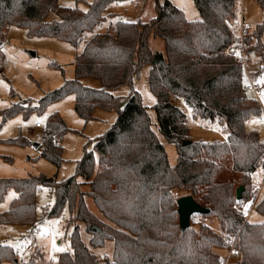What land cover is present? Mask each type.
<instances>
[{"label": "trees", "instance_id": "trees-1", "mask_svg": "<svg viewBox=\"0 0 264 264\" xmlns=\"http://www.w3.org/2000/svg\"><path fill=\"white\" fill-rule=\"evenodd\" d=\"M113 1L119 0H93L83 10L60 6L57 0H0V45L13 25L29 36L55 37L76 46L105 18V8ZM194 6L200 16L196 20H188L169 0L158 3L156 16L148 22L117 19L111 29L85 40L75 55L71 79L46 92L36 105L21 99L0 110L2 122L19 113L27 118L73 94L74 111L85 122L97 108L116 112L115 121L94 139L91 149L84 150L68 178L57 181L44 174L0 178V202L9 189L17 193L0 212V224L35 223L36 191L47 186L55 200L41 219L59 216L66 206L69 223L74 224L69 235L72 252L60 253L59 264H221L216 249L224 248L231 237L237 239L240 264H264V220L249 222L241 209L234 208L250 199V174L264 159V142L256 131L245 128V120L259 114L261 107L244 92L242 66L229 52L235 41L231 21L237 16L236 0H194ZM50 12L56 19L47 20ZM245 34L244 42L255 38L256 49L263 54L264 16ZM151 37L163 41L162 52L152 50ZM156 54L161 62L154 61ZM145 65L158 129L176 146L173 165L151 127L147 106L133 88V77ZM85 78L98 79L100 87L84 84ZM123 85L130 88L126 95L112 93ZM172 96L182 98L194 116L224 122L226 140H192L185 113ZM69 131L58 112L48 114L38 156L59 167L61 139ZM183 140L190 142L182 145ZM8 141L29 143L20 136ZM82 184L89 189L82 190ZM239 185L244 189L237 200ZM183 195L209 209L199 216L215 218L218 232L204 223L179 229L176 200ZM85 197L92 199L103 218L88 209ZM255 208L264 216V198ZM77 222L90 233L91 247L112 241L110 260L100 261L90 251ZM16 257L11 245L0 244V264L18 262Z\"/></svg>", "mask_w": 264, "mask_h": 264}, {"label": "rangeland", "instance_id": "rangeland-1", "mask_svg": "<svg viewBox=\"0 0 264 264\" xmlns=\"http://www.w3.org/2000/svg\"><path fill=\"white\" fill-rule=\"evenodd\" d=\"M57 1L60 6H77L84 10L87 8V3L93 0ZM163 1L119 0L111 2L105 8V18L92 31L86 32L83 39L76 46L55 37L29 36L24 28L10 26L7 30L5 42L1 44L2 46L0 45V110L21 99H29L32 105H36L37 100L46 92L58 88L64 80L73 77L75 55L82 49L87 38L94 33L111 29V24H114L117 19L148 22L156 16L157 5ZM169 1L180 8L188 20L200 18L194 6V0ZM240 8L245 10L246 24L256 25L262 21L264 0H236L237 11ZM52 19H56L54 12H50L47 17L49 21ZM231 26L235 33V40L239 38L238 36L242 37L243 35L244 41L245 33H251L250 31H244L242 34L235 22ZM149 43L153 51H163V41L160 38L151 37ZM262 43L264 45V39ZM237 45L239 46L240 44L237 43ZM242 46L249 53L250 60L259 64V66L248 68L250 77L247 75L246 70L243 69L242 82L246 85L253 81L262 88L260 97L246 94L248 97L257 100L261 107V112L257 115L249 116L245 120V128L249 131H256L260 139L264 140V48L263 54L256 49L257 40L255 38H252L248 43L244 42ZM148 70V65L140 69L139 74L133 77V87L140 93L142 103L147 106L151 127L159 141L164 145L169 163L173 165L177 161L176 146L175 143L165 140L158 129L153 108L155 97L151 93L147 82ZM84 84L94 88L100 87V82L96 78L85 79ZM129 90L128 85H123L113 90L112 93L115 95H126ZM73 99L72 95L65 97L48 105L43 113L33 112L27 118H24L19 113L2 122L0 116V178H22L29 175L44 174L47 177L54 176L57 181H62L74 174L76 162L82 157L84 150L91 149L94 139L103 134L112 125L116 119V112L97 108L93 113V118L85 122L75 113ZM173 103L185 113V123L192 140L205 142L224 141L225 136H227L224 122L218 118L211 120L194 116L191 108L180 97H177ZM53 108L63 118L68 128L72 130L64 134L61 139L63 161L59 167H55L51 162L39 157L40 150L35 146V144L41 143L42 134L45 132L47 112ZM37 121L42 123L43 129L35 128V122ZM19 136L25 138L29 143L20 145L8 141ZM251 183L261 185L257 198L263 199L264 159L259 163ZM81 189L88 190V184H82ZM176 192V195L183 193ZM13 193L14 190L9 189L0 204L8 203V199ZM250 196L249 200L242 203V208L240 206L242 212H247L250 207L251 199L254 197L253 193ZM54 200L53 192L49 187L40 186L37 189L36 221L46 220L39 224L38 229L33 232V236L30 230H27L26 234L21 235L20 233H24L21 228L11 224H0V244L13 246L17 253L16 258H22L21 261L17 259L18 262L6 261L4 264H26L29 260L33 261L34 264H59L58 256L60 253L72 252L69 235L74 224L69 223L68 208L65 206L59 216L41 219L44 211L49 210L53 206ZM85 202L91 212L103 218L90 197L85 198ZM2 211L4 209H0V212ZM200 218L202 223L209 226L212 230L219 231L218 222L215 218ZM262 219L264 220V216L259 214L255 207L250 209L248 220L259 222ZM77 224L79 225L81 239L90 251L100 261L110 260L113 247L112 241L107 240L102 247L93 248L88 243L91 237L90 233L86 231L82 222H77ZM31 236L34 244L31 241ZM233 239L231 237L229 243L223 248L226 252L220 256L222 260L228 258V254L231 251L229 248L230 242ZM233 242L234 240L231 244ZM239 255L238 257L232 256L230 262H235L236 258H239V262L241 251Z\"/></svg>", "mask_w": 264, "mask_h": 264}, {"label": "built area", "instance_id": "built-area-1", "mask_svg": "<svg viewBox=\"0 0 264 264\" xmlns=\"http://www.w3.org/2000/svg\"><path fill=\"white\" fill-rule=\"evenodd\" d=\"M241 33L243 34L244 31H253L255 28V25L253 24H246L243 21L240 23L239 26ZM239 38L236 39L232 45L229 48V52L230 54L237 60L239 61V63L242 66V69H245L247 72V75L249 76L248 73V68L249 67H255V66H259V64L257 62L251 61L249 58V53L244 49V47L242 46L244 44L243 41V35L242 37L238 36ZM240 44L239 46L237 45ZM248 55V56H247ZM250 77V76H249ZM244 92L246 94H252L254 97H259L262 94V88L261 86H259L257 83L250 81L249 83H247L246 85H244ZM35 127H42V124L40 121L35 122ZM256 190V187H254L253 185H251V193H253ZM235 210H239L240 206H238L237 204L234 206ZM244 215H246V212H244ZM201 216L194 214L191 216L190 218V225H194V226H199L202 224V220L200 218ZM234 240L233 244H231V242ZM231 242H230V253L228 254V258H231L232 256L238 257L240 256V249L237 246V239L234 238ZM18 260H22L21 257H18ZM221 263L223 264H227V259L226 260H222L221 259Z\"/></svg>", "mask_w": 264, "mask_h": 264}, {"label": "crops", "instance_id": "crops-1", "mask_svg": "<svg viewBox=\"0 0 264 264\" xmlns=\"http://www.w3.org/2000/svg\"><path fill=\"white\" fill-rule=\"evenodd\" d=\"M262 2V1H261ZM244 13H245V10L243 9V8H240V10L239 11H237V16L234 18V19H232V21H231V25L235 22L237 25H238V27H239V25H240V23L243 21L244 23H245V16H244ZM239 16V17H238ZM263 16H264V14H263ZM262 20H263V18H262ZM254 25V24H253ZM12 26V25H11ZM10 27V26H9ZM9 27H8V29H9ZM7 29V30H8ZM8 32V31H7ZM2 46V45H1ZM74 66V65H73ZM148 72H149V70H148ZM147 77H148V75H147ZM85 79H88V78H85ZM85 79H83V83H84V80ZM134 84V83H133ZM134 88V87H133ZM70 95H72L73 97H74V95L73 94H70ZM70 95H68V96H70ZM262 95V94H261ZM260 95V96H261ZM68 96H66V98L68 97ZM259 96V97H260ZM177 97L178 96H172L171 97V101L173 102V101H176V99H177ZM74 102L73 103H75V97H74ZM72 100V101H73ZM183 100V99H182ZM184 102V101H183ZM190 107V106H189ZM59 109H61V108H59ZM95 111V110H94ZM52 112H54V108L51 110V111H49V112H47V115L48 114H50V113H52ZM47 115H46V117H47ZM83 120V119H82ZM42 124V123H41ZM35 128H37V129H43V127H35ZM44 133V132H43ZM43 135V134H42ZM224 140H226V136H225V138H224ZM262 140V139H261ZM263 142H264V140H262ZM40 144L41 143H38V144H35V146L36 147H38L39 148V146H40ZM259 167V165L257 166V168ZM256 168V169H257ZM256 169L250 174V177H251V179H252V177H253V175H254V173H255V171H256ZM229 174H232V172H230ZM252 184V183H251ZM254 187H256V190L253 192V196L254 197H252V199H251V205H250V207L248 208V210H247V212H246V219L248 220V214H249V211H250V209L251 208H253V207H255V205H256V203L258 202V201H260L261 199L260 198H257V196H258V192L261 190V185L259 184V185H255V184H252ZM175 194H177V192L175 193ZM17 195V193L14 191V193L11 195V197L8 199V203L6 202V203H2V204H0V209H4V210H6L7 208H8V206H9V203H10V201H11V199L12 198H14L15 196ZM85 198H87V197H85ZM242 205V204H241ZM247 207H248V205H247ZM241 208H242V206H241ZM256 209V208H255ZM48 219V218H47ZM46 220V219H45ZM44 220V221H45ZM213 220V219H212ZM44 221H36L35 223H33V224H31V225H21V224H11V225H15L16 227H19V228H21V231H24V233H20L21 235L22 234H26L27 233V230H30V231H32L31 232V234H32V236H33V232L35 231V230H37L38 229V226H39V224H42ZM249 222H252V221H250V220H248ZM263 221V219L262 220H259V222H262ZM8 225V224H7ZM31 236V241H32V243H33V237ZM34 244V243H33ZM13 247V246H12ZM113 248V247H112ZM216 251H217V253L220 255V256H222V255H224L225 254V250L223 249V248H217L216 249ZM22 259V258H21ZM232 259V258H231ZM230 258H227V264H240L239 262H238V259L239 258H236V261L235 262H230V260H231Z\"/></svg>", "mask_w": 264, "mask_h": 264}, {"label": "water", "instance_id": "water-1", "mask_svg": "<svg viewBox=\"0 0 264 264\" xmlns=\"http://www.w3.org/2000/svg\"><path fill=\"white\" fill-rule=\"evenodd\" d=\"M155 62H161L159 54H156L154 57ZM189 140H183L182 145L188 144ZM243 185H239L235 189V197L237 200L241 198L243 192ZM176 210L178 214V225L179 229L183 231L190 226V218L192 215H203L208 213L209 209L197 203L191 195H183L176 200ZM96 230V228H92Z\"/></svg>", "mask_w": 264, "mask_h": 264}]
</instances>
